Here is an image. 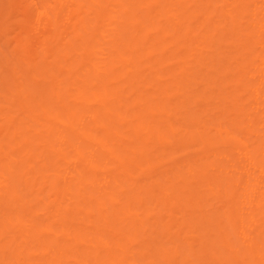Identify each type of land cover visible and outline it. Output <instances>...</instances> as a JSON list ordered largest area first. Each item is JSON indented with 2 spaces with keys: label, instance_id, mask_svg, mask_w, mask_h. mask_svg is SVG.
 <instances>
[{
  "label": "bare ground",
  "instance_id": "bare-ground-1",
  "mask_svg": "<svg viewBox=\"0 0 264 264\" xmlns=\"http://www.w3.org/2000/svg\"><path fill=\"white\" fill-rule=\"evenodd\" d=\"M0 264H264V0H0Z\"/></svg>",
  "mask_w": 264,
  "mask_h": 264
}]
</instances>
